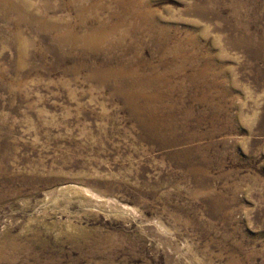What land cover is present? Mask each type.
Wrapping results in <instances>:
<instances>
[{
	"label": "rangeland",
	"instance_id": "374dc122",
	"mask_svg": "<svg viewBox=\"0 0 264 264\" xmlns=\"http://www.w3.org/2000/svg\"><path fill=\"white\" fill-rule=\"evenodd\" d=\"M21 1L0 6V264H264V0Z\"/></svg>",
	"mask_w": 264,
	"mask_h": 264
},
{
	"label": "bare ground",
	"instance_id": "6f19581e",
	"mask_svg": "<svg viewBox=\"0 0 264 264\" xmlns=\"http://www.w3.org/2000/svg\"><path fill=\"white\" fill-rule=\"evenodd\" d=\"M19 0H12V3H9L8 5H3V0H0V6H6V12L13 11L16 8V5L18 4ZM133 1V0H132ZM24 2L23 0L21 1ZM17 3V4H16ZM23 6V5H22ZM25 7V6H24ZM23 7V8H24ZM5 8V7H4ZM2 9V8H1ZM17 10V9H16ZM2 11V10H1ZM139 16V15H138ZM137 19V18H136ZM135 21V20H134ZM139 26V25H138ZM163 87V86H162ZM143 89V88H142ZM143 91V90H142ZM130 90H127L128 93V102L133 103L135 105V115L139 120L140 127L143 128V130H147L149 132V138H155L161 139V137L170 136L168 140L170 141L168 144L172 146L179 145L181 141L179 139H176L174 137L175 134H173V128L172 125L175 124V115L173 114V111H171V114L163 115L162 112V106L159 105H150L138 107L135 104L134 98L131 95ZM152 92V91H151ZM153 93V92H152ZM72 94V93H71ZM144 95V94H143ZM80 97V96H79ZM140 97V96H139ZM151 97V96H150ZM73 98V97H72ZM99 99V98H98ZM93 100V99H92ZM75 101V100H73ZM77 102V101H76ZM170 102V101H169ZM38 103V102H37ZM132 105V104H131ZM87 106V105H86ZM83 107V106H82ZM170 108V107H169ZM70 115V114H69ZM65 116V115H64ZM71 117V115H70ZM67 118V117H66ZM187 151V150H186ZM185 153V152H184ZM1 166V165H0ZM2 168V167H1Z\"/></svg>",
	"mask_w": 264,
	"mask_h": 264
}]
</instances>
